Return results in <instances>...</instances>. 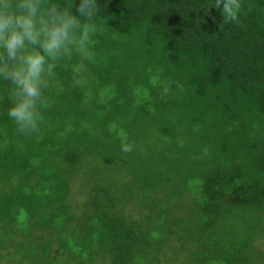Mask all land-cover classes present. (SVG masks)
I'll return each instance as SVG.
<instances>
[{
    "label": "trees",
    "instance_id": "obj_1",
    "mask_svg": "<svg viewBox=\"0 0 264 264\" xmlns=\"http://www.w3.org/2000/svg\"><path fill=\"white\" fill-rule=\"evenodd\" d=\"M215 2L98 0L40 132L0 114V264H264V0Z\"/></svg>",
    "mask_w": 264,
    "mask_h": 264
},
{
    "label": "clouds",
    "instance_id": "obj_2",
    "mask_svg": "<svg viewBox=\"0 0 264 264\" xmlns=\"http://www.w3.org/2000/svg\"><path fill=\"white\" fill-rule=\"evenodd\" d=\"M215 8L226 22H238L244 0H216ZM101 12L98 0H0V84L7 85L0 114L18 134L40 132L58 68L94 59Z\"/></svg>",
    "mask_w": 264,
    "mask_h": 264
},
{
    "label": "rangeland",
    "instance_id": "obj_3",
    "mask_svg": "<svg viewBox=\"0 0 264 264\" xmlns=\"http://www.w3.org/2000/svg\"><path fill=\"white\" fill-rule=\"evenodd\" d=\"M127 212L130 213V214H134V213H133V209H129V208H128V209H127Z\"/></svg>",
    "mask_w": 264,
    "mask_h": 264
}]
</instances>
